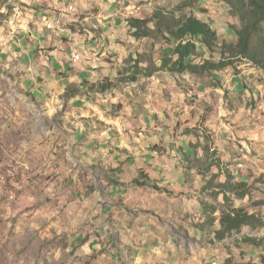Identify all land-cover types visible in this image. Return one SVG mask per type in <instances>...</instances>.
<instances>
[{
    "label": "rangeland",
    "instance_id": "374dc122",
    "mask_svg": "<svg viewBox=\"0 0 264 264\" xmlns=\"http://www.w3.org/2000/svg\"><path fill=\"white\" fill-rule=\"evenodd\" d=\"M77 1L66 0L65 7ZM46 3L0 0V264H139L128 249H118L117 229L122 225L117 214L123 207L109 195L98 166L110 149L127 144L135 149L127 161L143 159L163 140L184 141L176 152L184 148L185 157H193L190 147L204 132L221 173L247 185L248 195L230 199V204L264 219V70L239 57L231 66L205 75L154 70L177 45L157 31L155 13L192 16L215 31L213 53L196 43L200 55L193 63L200 65L227 57L221 49L236 43L234 31L241 22L233 7L224 0L87 1L73 16L65 14L66 20L72 17L64 28L75 34V41L94 44L99 66L87 77L71 78L76 84L70 88L79 94L68 97L64 75L46 70L49 61L40 53L44 48L25 45L34 36L36 15L48 10ZM131 19L150 20L152 34L135 36L127 23ZM66 53L60 58L65 75H74L85 63L70 68ZM147 69L155 72L144 76ZM134 72L139 74L135 81L118 82L105 93L89 91L107 76L115 81ZM186 131L193 137L185 136ZM201 174L207 175L201 176L202 182L224 181L211 178L219 174L215 167ZM200 193L205 203L225 208L222 195ZM129 210L138 212L134 205ZM207 217H194L191 226L199 229ZM213 231L207 229L201 238L200 264L216 257L217 264H264L260 249L237 244L245 234L219 242ZM263 233L259 229L249 235ZM175 234L180 243L191 245Z\"/></svg>",
    "mask_w": 264,
    "mask_h": 264
},
{
    "label": "crops",
    "instance_id": "0c3cea01",
    "mask_svg": "<svg viewBox=\"0 0 264 264\" xmlns=\"http://www.w3.org/2000/svg\"><path fill=\"white\" fill-rule=\"evenodd\" d=\"M65 1L42 0L49 4V8L36 15L39 20L35 23L37 27L33 30L34 36H31L32 39L26 41L25 45L33 50L37 44L44 48L40 53L43 59L49 61L47 72L52 70L60 72L68 80L64 83L69 85L76 84V81H71V78L79 80L81 76V78L87 77L89 71L96 70L99 64L95 58L94 44L82 38L75 41L73 39L75 34L71 33L68 28L67 30L64 28V22L67 23L69 18L90 0H79L66 7ZM37 5V2L33 4V6ZM65 14L72 16L67 17L66 20ZM49 16L52 20L46 21L47 25L52 24L56 28L46 30V25L45 28L43 27L44 19ZM58 27H62L65 32L56 34L59 33ZM24 32L28 31L24 29ZM29 42L31 44H28ZM73 46L84 47L85 64L79 70H73L74 75L66 76L64 62L60 60L65 51L68 50L66 59L70 68L83 63L73 65L69 62L68 55ZM48 48L51 50L47 51ZM97 52L100 53V51ZM132 142L136 144L135 141ZM161 142L159 144L164 149L163 152L159 154L149 150L150 153H144L143 159L137 162L133 159L127 161L129 154L134 155L135 152L130 144L122 149H110L108 157L103 159L102 163L98 162L100 170H103L104 180L108 182L109 195L113 200H120L123 207L121 213L117 214L119 215L118 221L121 218L119 222L122 225L117 229L118 249H128L139 264H176V262L178 264H200L198 258L202 254H199V247L203 245L201 238L205 236L206 231L200 230V232L199 229L191 226V221L195 220L194 217L200 218L205 214L201 205L204 193H200L203 184L192 173L185 174L183 165L180 163L183 154L181 151L177 153L176 150L185 146V142L168 141L167 143L164 140ZM167 144L173 147H166ZM183 153L185 154L186 150ZM135 180L141 184H133ZM131 205H134V209H138V212H130ZM170 231L174 234L173 237ZM174 231L186 237L191 245L180 243Z\"/></svg>",
    "mask_w": 264,
    "mask_h": 264
},
{
    "label": "trees",
    "instance_id": "16d2710c",
    "mask_svg": "<svg viewBox=\"0 0 264 264\" xmlns=\"http://www.w3.org/2000/svg\"><path fill=\"white\" fill-rule=\"evenodd\" d=\"M224 1L238 12L241 22V28L234 31L237 39L236 43L225 45L221 49V54H223L224 49L226 50L227 57L220 58L217 62L206 60L200 65L194 64L193 60L200 55L196 43H200V46L208 53L214 52L217 38L215 31L207 23L195 17L184 16L175 18L170 12L160 10L153 17L155 27L157 31H163L167 36L175 40L177 45H174L171 50V57L161 60L159 67L154 70L165 71L170 74L190 73L192 75H205L231 66L233 60L238 57L244 58L264 70V28L262 27L264 26V0H250L248 3L244 0ZM149 22L150 20L148 19H131L127 23L135 31V36L149 37L152 34V31L147 25ZM172 56H175V59ZM153 72L155 71L144 70V76H150ZM138 75L137 72H134L130 78L127 77L126 79H124L123 75H119L115 81L107 76L96 85L91 84L89 91L105 93L113 87H116L118 82H125V80L135 81ZM70 86L71 84L65 89L68 94L66 96L73 97L79 94V91L71 89ZM185 136L193 137L189 131L185 132ZM197 136V143L190 147L194 154L193 157H185L183 153L180 163L183 165L185 174H191L193 171H197L195 177H198L200 180H202L201 176H207L202 175L205 173L201 174V172L215 167L219 171V174L211 175V178L219 179L224 177V181L214 183L212 179H206L205 182H202L201 191L211 192L213 197L222 195L225 205V208L219 209L201 201L204 213L208 217L204 224L198 227L199 230L206 231L207 229L211 230L215 228V231H213L214 238L219 242L245 234L237 244L239 246L246 245L260 249L264 255V233L261 237H251L249 235L259 229L264 230V219L255 213H249L242 208L230 204V199L240 200L248 195V191L246 190L247 185L243 182H234L228 172L222 171L221 173L219 167L220 160L214 159L213 154L207 148V144L211 143L209 136L204 132ZM199 138L203 139V144ZM184 150V148L181 149L182 152ZM199 150H201L200 156L198 155ZM150 151L160 154L164 149L157 143L151 146ZM101 171L103 173V170ZM133 184L140 185L141 183L135 180ZM214 189L217 191H213ZM262 260L264 263V257ZM230 262L228 260L223 264H231Z\"/></svg>",
    "mask_w": 264,
    "mask_h": 264
},
{
    "label": "built area",
    "instance_id": "2783aa9c",
    "mask_svg": "<svg viewBox=\"0 0 264 264\" xmlns=\"http://www.w3.org/2000/svg\"><path fill=\"white\" fill-rule=\"evenodd\" d=\"M44 25H46V30H47L46 21H45ZM83 51H84V47L73 46L70 49V52H69V55H68L69 56V62L71 64H73V65L82 63L84 61V59H83L84 52ZM217 261H219V259L218 258H214V260H211V262L209 264H216Z\"/></svg>",
    "mask_w": 264,
    "mask_h": 264
},
{
    "label": "bare ground",
    "instance_id": "6f19581e",
    "mask_svg": "<svg viewBox=\"0 0 264 264\" xmlns=\"http://www.w3.org/2000/svg\"><path fill=\"white\" fill-rule=\"evenodd\" d=\"M47 28H56L55 26H53L52 24H48L47 25ZM57 31L59 32V33H64L65 32V30L62 28V27H58L57 28ZM216 264H217V262H216Z\"/></svg>",
    "mask_w": 264,
    "mask_h": 264
}]
</instances>
